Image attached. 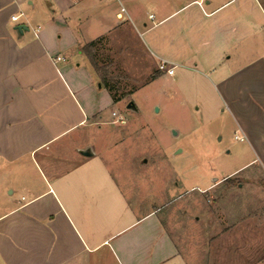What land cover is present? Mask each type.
I'll list each match as a JSON object with an SVG mask.
<instances>
[{
  "label": "crops",
  "instance_id": "obj_1",
  "mask_svg": "<svg viewBox=\"0 0 264 264\" xmlns=\"http://www.w3.org/2000/svg\"><path fill=\"white\" fill-rule=\"evenodd\" d=\"M93 41L111 76L139 70L125 85L207 84L252 153L239 169L264 174V0H0V264H193L163 205L135 207L98 156L121 100Z\"/></svg>",
  "mask_w": 264,
  "mask_h": 264
},
{
  "label": "rangeland",
  "instance_id": "obj_2",
  "mask_svg": "<svg viewBox=\"0 0 264 264\" xmlns=\"http://www.w3.org/2000/svg\"><path fill=\"white\" fill-rule=\"evenodd\" d=\"M135 72H112L117 95L131 92L118 104L126 124L107 114L94 135L103 164L135 207L163 205L159 214L193 264H264V174L257 164L239 169L253 156L232 113L198 79L172 86L143 75L123 84Z\"/></svg>",
  "mask_w": 264,
  "mask_h": 264
},
{
  "label": "trees",
  "instance_id": "obj_3",
  "mask_svg": "<svg viewBox=\"0 0 264 264\" xmlns=\"http://www.w3.org/2000/svg\"><path fill=\"white\" fill-rule=\"evenodd\" d=\"M96 45V42H90L83 47V51L86 53L88 56L91 65L93 68L101 74L102 80L105 83V85L109 88L111 91V94L113 96V99L115 102L120 101L121 99L127 97V95L131 92H121L120 96L117 95L115 91V87L118 89V85H120L119 81H114V79L111 76V72L107 69L108 65L107 64H101L95 54L94 51V46ZM119 90V89H118ZM228 180V179H227Z\"/></svg>",
  "mask_w": 264,
  "mask_h": 264
},
{
  "label": "built area",
  "instance_id": "obj_4",
  "mask_svg": "<svg viewBox=\"0 0 264 264\" xmlns=\"http://www.w3.org/2000/svg\"><path fill=\"white\" fill-rule=\"evenodd\" d=\"M118 1H121V0H118ZM20 16L21 15H13L11 17V19L16 21L19 19ZM57 59L60 60L63 58L58 56ZM176 67H177V65L175 63H171L170 61H167V60H161L159 66H158V69L162 72L168 73L169 75H173ZM112 117L115 118L113 120L114 123L126 124V122H127L126 118L117 111L112 112ZM236 138H239L240 140L244 139L243 136H238V135L236 136Z\"/></svg>",
  "mask_w": 264,
  "mask_h": 264
},
{
  "label": "water",
  "instance_id": "obj_5",
  "mask_svg": "<svg viewBox=\"0 0 264 264\" xmlns=\"http://www.w3.org/2000/svg\"><path fill=\"white\" fill-rule=\"evenodd\" d=\"M26 28H27V27H26L25 25H20V26L17 27V29H18L20 32L23 31V30L26 29ZM127 107H128V109L133 110V111H136V110H137V108H136V106H135V104H134L133 102H130V103L128 104ZM82 153H83L84 155H87V156H89V155L92 154L90 150L83 151Z\"/></svg>",
  "mask_w": 264,
  "mask_h": 264
}]
</instances>
